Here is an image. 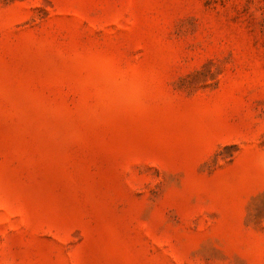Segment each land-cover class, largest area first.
Instances as JSON below:
<instances>
[{
    "label": "rangeland",
    "instance_id": "rangeland-1",
    "mask_svg": "<svg viewBox=\"0 0 264 264\" xmlns=\"http://www.w3.org/2000/svg\"><path fill=\"white\" fill-rule=\"evenodd\" d=\"M0 264H264V0H0Z\"/></svg>",
    "mask_w": 264,
    "mask_h": 264
}]
</instances>
